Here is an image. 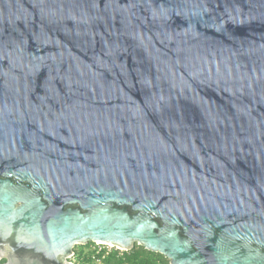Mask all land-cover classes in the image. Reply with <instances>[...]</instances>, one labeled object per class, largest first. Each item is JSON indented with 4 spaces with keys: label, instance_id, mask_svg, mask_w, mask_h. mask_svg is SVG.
<instances>
[{
    "label": "water",
    "instance_id": "95a60500",
    "mask_svg": "<svg viewBox=\"0 0 264 264\" xmlns=\"http://www.w3.org/2000/svg\"><path fill=\"white\" fill-rule=\"evenodd\" d=\"M90 242L264 264V0H0V260Z\"/></svg>",
    "mask_w": 264,
    "mask_h": 264
},
{
    "label": "trees",
    "instance_id": "16d2710c",
    "mask_svg": "<svg viewBox=\"0 0 264 264\" xmlns=\"http://www.w3.org/2000/svg\"><path fill=\"white\" fill-rule=\"evenodd\" d=\"M92 244L90 242L87 245H78L74 248L73 260L75 264H97L93 260L90 250H88ZM104 264H170V262L164 255L149 251L136 244L131 250L126 251L122 258H117L116 255L108 256Z\"/></svg>",
    "mask_w": 264,
    "mask_h": 264
},
{
    "label": "built area",
    "instance_id": "2783aa9c",
    "mask_svg": "<svg viewBox=\"0 0 264 264\" xmlns=\"http://www.w3.org/2000/svg\"><path fill=\"white\" fill-rule=\"evenodd\" d=\"M88 250H90L91 256L97 264H104L105 259L111 255H116L117 258H122L127 251L108 243H93ZM71 260H73V258ZM0 264H5V262L0 260Z\"/></svg>",
    "mask_w": 264,
    "mask_h": 264
}]
</instances>
